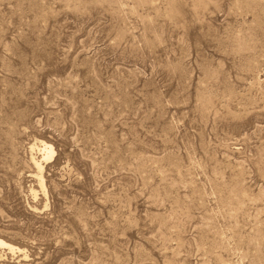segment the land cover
Wrapping results in <instances>:
<instances>
[{
    "label": "rangeland",
    "instance_id": "1",
    "mask_svg": "<svg viewBox=\"0 0 264 264\" xmlns=\"http://www.w3.org/2000/svg\"><path fill=\"white\" fill-rule=\"evenodd\" d=\"M0 241L264 264V0H0Z\"/></svg>",
    "mask_w": 264,
    "mask_h": 264
},
{
    "label": "bare ground",
    "instance_id": "2",
    "mask_svg": "<svg viewBox=\"0 0 264 264\" xmlns=\"http://www.w3.org/2000/svg\"><path fill=\"white\" fill-rule=\"evenodd\" d=\"M46 149L48 150V152H47V155L45 156L44 159H45V160H48V159L52 158V156H53V151H52L51 148L45 146L44 151H46ZM35 163H36V165L38 166V168H39L40 170H42V165L39 164V163L36 162V161H35ZM39 172H40V171H39ZM40 177H41V176H40ZM0 245L4 246V245H7V244H5V243H3L2 241H0ZM7 246H8L9 249H11V250L13 249L12 246H10V245H7Z\"/></svg>",
    "mask_w": 264,
    "mask_h": 264
}]
</instances>
